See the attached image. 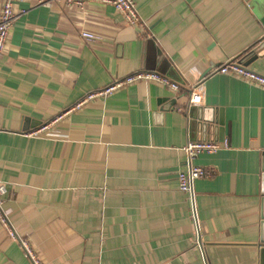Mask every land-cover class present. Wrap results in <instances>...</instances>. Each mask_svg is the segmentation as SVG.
<instances>
[{"label": "crops", "instance_id": "1", "mask_svg": "<svg viewBox=\"0 0 264 264\" xmlns=\"http://www.w3.org/2000/svg\"><path fill=\"white\" fill-rule=\"evenodd\" d=\"M135 3L145 31L99 0L14 2L0 57L3 207L44 264H264V87L217 72L264 35V0ZM249 67L264 76V55ZM138 70L180 88L137 82L64 113ZM193 105L222 119V138L215 123L206 139L192 130ZM192 141L226 142L191 161L210 173L193 185L196 220L177 181ZM0 264H30L1 223Z\"/></svg>", "mask_w": 264, "mask_h": 264}, {"label": "built area", "instance_id": "2", "mask_svg": "<svg viewBox=\"0 0 264 264\" xmlns=\"http://www.w3.org/2000/svg\"><path fill=\"white\" fill-rule=\"evenodd\" d=\"M21 0H1L0 5V57L4 51V48L8 42V37L10 30L14 24V21L17 17V13L14 10V2ZM90 0H39V3L51 6L59 5L62 7L75 6L78 8L83 7V5ZM102 3L112 5L115 10L121 14L123 19L130 25H135L142 30H146V23L141 19L138 14L135 0H99ZM19 12H23L22 10ZM83 37L92 38L93 36L89 33L82 32ZM217 72L225 75H232L239 77L250 83L263 86L264 87V76L253 71L249 66H245L238 61V59H228L224 63L220 64L217 67ZM137 82H154L164 87H167L173 91H177L180 88V83L172 80L167 75L161 74L156 71L148 70H138L130 73L122 78L115 79L108 85L97 89L95 91L87 93L80 101L76 102L73 106L66 109V112L79 109L87 101L97 98V97H106L112 94L114 91L125 87L127 85L137 83ZM201 95L197 87L190 86V98L189 102L191 104L199 103ZM59 118V117H58ZM48 126L43 125L39 129L33 130L28 133V135H40L43 131L46 130ZM226 146V142H217V141H192L188 142L183 146V151L186 157L187 168L185 171H179L177 174L178 188L180 191L184 192L189 201L191 216L193 220H196V205H195V196L196 193L193 189L195 180L209 176L210 173L201 166L192 164V159L198 154L206 152L212 153L222 147ZM6 194V187L4 184L0 183V223L2 224L4 230L8 236L18 242L20 245L24 256L29 260L30 264H44L39 257L36 255L34 249L30 243L20 237L15 228L13 227L7 211L4 209V195ZM195 222V221H194ZM196 229L198 231L197 236L194 239L195 246H200V227L198 222H195Z\"/></svg>", "mask_w": 264, "mask_h": 264}, {"label": "water", "instance_id": "3", "mask_svg": "<svg viewBox=\"0 0 264 264\" xmlns=\"http://www.w3.org/2000/svg\"><path fill=\"white\" fill-rule=\"evenodd\" d=\"M261 15H260V21L263 24L264 27V7L261 9ZM264 55V35L261 37V39L248 51L246 52L242 57L238 59L240 63H242L245 66L251 65L255 60H257L259 57ZM191 107V106H190ZM212 110L207 108H200L199 106H192L190 108L189 117L190 120V126L192 130L197 131L201 134L202 139L207 138V133H210L211 128H213L214 123L218 126H220V138L223 128V121L221 118L217 117L215 118L212 116ZM209 136V135H208ZM223 136V134H222ZM263 155V162H262V173H261V193H262V225L264 229V152ZM262 242H264V239H261Z\"/></svg>", "mask_w": 264, "mask_h": 264}]
</instances>
